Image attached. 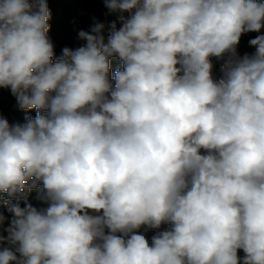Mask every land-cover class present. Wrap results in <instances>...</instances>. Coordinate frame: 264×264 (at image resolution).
I'll return each instance as SVG.
<instances>
[{
    "label": "clouds",
    "instance_id": "obj_1",
    "mask_svg": "<svg viewBox=\"0 0 264 264\" xmlns=\"http://www.w3.org/2000/svg\"><path fill=\"white\" fill-rule=\"evenodd\" d=\"M105 2L0 0V264H264V0Z\"/></svg>",
    "mask_w": 264,
    "mask_h": 264
},
{
    "label": "trees",
    "instance_id": "obj_2",
    "mask_svg": "<svg viewBox=\"0 0 264 264\" xmlns=\"http://www.w3.org/2000/svg\"><path fill=\"white\" fill-rule=\"evenodd\" d=\"M48 5L51 12L49 20L51 27L48 35L54 43V59H58L62 55L64 47L75 49L85 43V41L79 38V31H90L97 21L105 24L106 19H115L114 13L107 10L108 8L106 7L105 0H48ZM123 14L125 16L130 15V13L127 12ZM117 23L122 25L121 22ZM107 34L108 30L106 27L105 35L107 36ZM111 69L112 73L117 70L113 58H111ZM0 114L7 118L10 124L15 125L17 123H26V118L29 115L35 117L37 115V110L21 109L17 98L12 94L10 88H0ZM35 192L38 195L40 189H36ZM19 202L21 206H25L24 201ZM28 202L30 201L28 200ZM37 202H39V200L35 203ZM40 204L39 207L46 206L41 201ZM2 210L5 216L8 217V220L5 222L6 227L8 223H10L13 214L9 213L6 207H2ZM160 228L163 230L171 229V227L166 224H162ZM4 235H7V233H4ZM239 255L241 257L244 256L243 249L239 250Z\"/></svg>",
    "mask_w": 264,
    "mask_h": 264
}]
</instances>
